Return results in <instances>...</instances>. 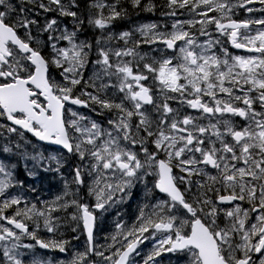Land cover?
Segmentation results:
<instances>
[{"label":"snow or ice","instance_id":"snow-or-ice-1","mask_svg":"<svg viewBox=\"0 0 264 264\" xmlns=\"http://www.w3.org/2000/svg\"><path fill=\"white\" fill-rule=\"evenodd\" d=\"M0 176V264H264V0H0Z\"/></svg>","mask_w":264,"mask_h":264},{"label":"flooded vegetation","instance_id":"flooded-vegetation-1","mask_svg":"<svg viewBox=\"0 0 264 264\" xmlns=\"http://www.w3.org/2000/svg\"><path fill=\"white\" fill-rule=\"evenodd\" d=\"M234 52H239L240 54H245L243 50H232ZM29 183V182H28ZM39 185H42V183H39ZM39 185H35V188H37ZM60 188V187H59ZM25 196L27 195L28 201H29V185L24 186ZM34 195H37V192H34ZM140 197L139 190H135L134 196L131 201L126 202L123 206H116L113 207L108 213L104 214L103 223L99 225L97 228V239L100 240L101 243H103V237L108 235L110 232L114 231V223L116 220H118L120 217L118 214H123V219L125 221H129L132 216L131 214L135 212L137 202ZM46 199V198H45ZM37 201H40L36 199ZM48 201V198H47ZM38 207H42L43 204L38 203ZM73 234L70 232V230H67L65 232V238L72 241V245L74 248H79L80 250H83V245L85 242V237L81 235V238L79 241L72 240ZM27 242V241H26ZM43 253H47V255L52 254L53 252L44 250ZM58 252V251H57ZM65 254V253H64ZM168 256L165 255L164 264H167Z\"/></svg>","mask_w":264,"mask_h":264},{"label":"rangeland","instance_id":"rangeland-1","mask_svg":"<svg viewBox=\"0 0 264 264\" xmlns=\"http://www.w3.org/2000/svg\"><path fill=\"white\" fill-rule=\"evenodd\" d=\"M245 15H247V14L245 13ZM145 22H153V21H141V20H139V21H137V22L131 24L128 28L134 27L136 24H139V23H145ZM160 22H163V20H161ZM128 28H127V29H128ZM0 179H3V178L0 177ZM38 185H39V183H38ZM29 188H30V191H29V201H30L31 203H37V200H36V199L40 200V204H43L44 201H47V196H49V193H50L49 191L39 192L38 189H37V191H38L39 193H38V195H37L36 197H33L32 194H31V189H32V187L29 186ZM24 193H25V191L23 190V194H24ZM14 194H15V193H14ZM24 195H25V194H24ZM25 198L28 199L27 196H25ZM45 198H46V199H45ZM54 258H55V259H67V258H68V254L59 253V254L55 255Z\"/></svg>","mask_w":264,"mask_h":264},{"label":"trees","instance_id":"trees-1","mask_svg":"<svg viewBox=\"0 0 264 264\" xmlns=\"http://www.w3.org/2000/svg\"><path fill=\"white\" fill-rule=\"evenodd\" d=\"M163 0H158V3H162ZM144 17H160V11L158 10L155 14L152 13H144V12H140L139 14H132L131 15V19L128 20L129 22L135 21L137 19L140 18H144ZM126 20L124 21H117L116 24H123L125 23Z\"/></svg>","mask_w":264,"mask_h":264},{"label":"bare ground","instance_id":"bare-ground-1","mask_svg":"<svg viewBox=\"0 0 264 264\" xmlns=\"http://www.w3.org/2000/svg\"><path fill=\"white\" fill-rule=\"evenodd\" d=\"M116 30L120 31V30H122V29H116ZM29 185H31V184L29 183Z\"/></svg>","mask_w":264,"mask_h":264}]
</instances>
